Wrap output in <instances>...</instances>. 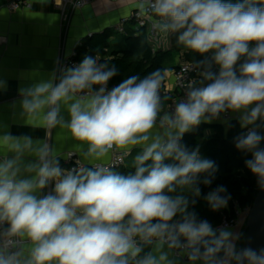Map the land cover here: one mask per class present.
Masks as SVG:
<instances>
[{"label": "clouds", "instance_id": "obj_1", "mask_svg": "<svg viewBox=\"0 0 264 264\" xmlns=\"http://www.w3.org/2000/svg\"><path fill=\"white\" fill-rule=\"evenodd\" d=\"M136 14L154 33L178 34L183 49L210 54L192 65L199 78L182 85V98L162 91L164 68L109 89L116 68L86 55L21 88L25 126L46 135L0 131V264H264V249H237L238 234L190 210L218 165L182 143L238 113L247 131L235 148L251 154L245 164L264 190V0H138ZM53 129L83 162L60 166ZM114 153L132 156L134 173L114 171ZM203 199L218 211L231 194L218 185Z\"/></svg>", "mask_w": 264, "mask_h": 264}, {"label": "crops", "instance_id": "obj_2", "mask_svg": "<svg viewBox=\"0 0 264 264\" xmlns=\"http://www.w3.org/2000/svg\"><path fill=\"white\" fill-rule=\"evenodd\" d=\"M137 3L138 0H96L64 15L52 0H33L29 6L16 10L9 9L5 0H0V81L4 82V87L0 88V131L13 135L27 134L34 139L45 138L43 129L25 126L20 89L47 79L54 71L57 75L61 57L69 55L80 41L90 35L115 30L121 20L132 17ZM127 27L126 34L131 31L130 26ZM110 39L113 43V37ZM181 61H177L166 75L167 90L174 88V67ZM63 114L67 119V112ZM230 115L238 120V113L231 112ZM49 142L57 150L59 159L71 152L78 155L76 142L65 130L53 129ZM136 151L138 149L132 156ZM106 162L109 161L106 159ZM127 165H132V159L129 158ZM51 190L44 189L41 194ZM240 229L233 233L241 234ZM178 264H188V261L181 259Z\"/></svg>", "mask_w": 264, "mask_h": 264}, {"label": "trees", "instance_id": "obj_3", "mask_svg": "<svg viewBox=\"0 0 264 264\" xmlns=\"http://www.w3.org/2000/svg\"><path fill=\"white\" fill-rule=\"evenodd\" d=\"M127 26H130L131 31L125 34L124 41L116 47H112L113 43L110 39L113 37L115 30H108L83 39L81 45L77 48L80 61L86 55L94 58L98 57L100 63H107L110 68L113 66L116 68L117 75L108 82L111 88L133 75L143 79L156 69H167L170 60L174 56L172 48H154L150 42L147 27L136 29L134 18L127 20ZM114 39L113 37L112 41ZM175 40H177V36ZM180 48L183 51L182 59L184 61L197 62L210 57V54L201 56L183 49L182 46ZM212 70L218 73L219 68L213 65ZM165 84L164 81L163 88ZM246 131L247 129L240 127L238 120L233 119L227 127L220 121L202 123L183 137L182 143L189 148L198 147L202 157L211 159L218 165V171L212 184L200 185L202 195L197 198L196 204L190 208L201 219L209 220L213 227L219 225L224 214L229 213V210L231 211L229 216L234 215L232 204L235 200L243 207L249 206L252 205L258 193L257 177L251 173L245 164L246 160L251 159V154L237 150L234 144L235 137L244 134ZM127 164L118 169L117 172L122 175L134 173L135 169ZM218 185H224L227 188L228 193L231 194V199L227 207L212 211L203 199V195Z\"/></svg>", "mask_w": 264, "mask_h": 264}, {"label": "built area", "instance_id": "obj_4", "mask_svg": "<svg viewBox=\"0 0 264 264\" xmlns=\"http://www.w3.org/2000/svg\"><path fill=\"white\" fill-rule=\"evenodd\" d=\"M33 0H5V5L11 10H16L21 7L29 6ZM55 2L56 6L59 7L64 15L68 13L70 10H74L77 8H83L85 6L90 5L91 3H94L96 0H52ZM136 21V29L140 27H147L148 29V34L150 37V40L158 44L161 42V33L156 32L154 33L152 31L151 24L149 22V19L146 17H138L136 14V11L133 13L132 17ZM130 18V19H131ZM128 19H123L121 20L116 26H115V31L120 32L122 34H126V22ZM93 36V35H90ZM1 39V36H0ZM81 45V41L77 45V47L69 54L61 57L59 60L58 64V70H57V77L60 75L61 69L67 68V67H72L77 64H79L81 61L78 59L79 58V52H78V47ZM195 62L192 61H184L182 62L178 68H175L174 70V88L172 90H167L166 86L162 89L164 93H168L176 98H182L184 89L182 88V85L185 84L188 80H191L193 78H199L198 77V71L199 69H196L192 67ZM108 88L111 89L108 83ZM169 104L171 103L170 101L168 102ZM167 107V104H166ZM224 117H229V121L233 120L230 117V113L224 114L220 120H222ZM217 120V121H220ZM130 156L123 158L120 156L119 153H114L112 154V160L111 163L115 164L116 166L114 167V171H117L121 167L125 166L129 160ZM60 161V166L64 169H71L77 166L76 162H83L79 156L76 153H68L66 157H63L59 159ZM108 162H106L107 164ZM86 166H91V165H86ZM53 184H49L47 187L48 189H52ZM45 188V189H47ZM251 206H241V204L235 200L232 204V209L234 211V215L231 217L229 216V213L231 211L229 210V213L224 214L222 221L219 223V225L215 228L219 227H224L227 226L229 230H235L237 227L240 226L242 222L247 221L248 215L251 210ZM183 260L187 261V258L184 257L182 258Z\"/></svg>", "mask_w": 264, "mask_h": 264}, {"label": "water", "instance_id": "obj_5", "mask_svg": "<svg viewBox=\"0 0 264 264\" xmlns=\"http://www.w3.org/2000/svg\"><path fill=\"white\" fill-rule=\"evenodd\" d=\"M261 147H264V142ZM246 247L264 249V190L260 187L238 244V249Z\"/></svg>", "mask_w": 264, "mask_h": 264}, {"label": "rangeland", "instance_id": "obj_6", "mask_svg": "<svg viewBox=\"0 0 264 264\" xmlns=\"http://www.w3.org/2000/svg\"><path fill=\"white\" fill-rule=\"evenodd\" d=\"M126 28H128V27H126ZM178 34H176V33H169L168 35L167 34H164V33H161V42L160 43H158V44H155V43H153L151 40H150V42H151V44L153 45V47L154 48H156V49H158V48H163V49H170V48H172L173 50H174V56H173V58L170 60V62H169V64H168V66H167V69H168V74L170 73V71L173 69V66L176 64V63H178L177 61H180V60H182L181 61V63L182 62H184V60L182 59V55H183V51L181 50V46H178L177 45V43H176V40H175V37L177 36ZM113 37L115 38L114 39V42H113V44H112V47H116V46H118L119 44H121L122 43V41H124V38H125V35L124 34H122V33H120V32H116V31H114V33H113ZM174 47H175V49H174ZM180 48V49H179ZM180 65V64H179ZM179 65L178 66H175L174 67V70H175V68H178L179 67ZM229 113H231V112H229ZM230 117H231V115H230ZM227 119H229V117H224L222 120H220V122H222L226 127L228 126V124H229V120H227ZM217 121V120H216ZM260 131H261V133L263 134V130H264V127H261L260 129H259ZM132 159V158H131ZM130 159V160H131ZM129 161V160H128ZM128 163V162H127ZM245 226H246V221L245 222H242L241 224H240V226L239 227H237L235 230H237V229H239V228H241L240 229V231H241V234H240V232H238V235H239V237H241V235H242V233H243V230H244V228H245ZM230 231H234V230H230ZM237 234V233H236ZM237 242H238V240L236 241V245H237Z\"/></svg>", "mask_w": 264, "mask_h": 264}]
</instances>
